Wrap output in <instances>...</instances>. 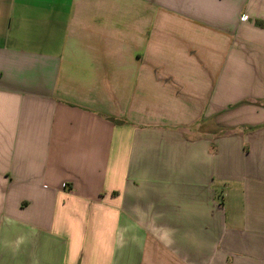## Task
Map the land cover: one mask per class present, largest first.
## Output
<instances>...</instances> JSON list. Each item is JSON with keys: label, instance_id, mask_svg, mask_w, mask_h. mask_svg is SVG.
I'll list each match as a JSON object with an SVG mask.
<instances>
[{"label": "crops", "instance_id": "obj_1", "mask_svg": "<svg viewBox=\"0 0 264 264\" xmlns=\"http://www.w3.org/2000/svg\"><path fill=\"white\" fill-rule=\"evenodd\" d=\"M0 264H264V0H0Z\"/></svg>", "mask_w": 264, "mask_h": 264}]
</instances>
